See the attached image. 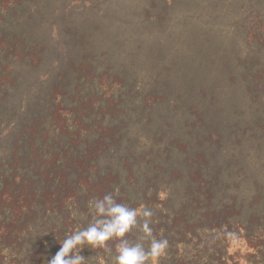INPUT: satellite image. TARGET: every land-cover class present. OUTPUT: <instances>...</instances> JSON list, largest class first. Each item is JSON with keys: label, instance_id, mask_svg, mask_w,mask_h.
Instances as JSON below:
<instances>
[{"label": "trees", "instance_id": "16d2710c", "mask_svg": "<svg viewBox=\"0 0 264 264\" xmlns=\"http://www.w3.org/2000/svg\"><path fill=\"white\" fill-rule=\"evenodd\" d=\"M8 11L7 18L15 19L23 8ZM255 25L248 33H253V44L264 42V20ZM9 33L14 50L20 38L12 28ZM241 69L248 82L244 94L254 109L245 115L236 96H219L212 89L193 97L185 86L177 101L185 120L171 140L159 121L151 122V113L166 108L161 104L166 100L163 85L155 84L147 94L148 106L156 109L141 101L126 103L135 78L122 81L121 72L113 70H106V82L102 80L109 89L102 83L96 88L85 84L91 92L86 95L97 101H80L72 126L54 121L34 127L29 122L13 144V155L0 167V264H48L66 235L87 227L89 201L109 193L118 203L151 210L153 236L167 241L158 264H264V63L256 57ZM76 70L86 79L93 76V70ZM138 94L133 91L132 97ZM87 104L91 110L83 119L80 111ZM82 120L94 129L78 131L73 123ZM130 121L141 124L143 136L132 135ZM148 131L152 135L146 136ZM83 136L93 140L84 157L77 155L87 143ZM31 164V170L25 168ZM142 236L133 229L127 239L134 243ZM233 240L247 245L242 258L239 250L230 253ZM108 243L115 255L116 242ZM144 246L148 249L150 241ZM84 247L87 264H101V258L112 264L104 249Z\"/></svg>", "mask_w": 264, "mask_h": 264}, {"label": "rangeland", "instance_id": "374dc122", "mask_svg": "<svg viewBox=\"0 0 264 264\" xmlns=\"http://www.w3.org/2000/svg\"><path fill=\"white\" fill-rule=\"evenodd\" d=\"M6 1L0 0V64H4L0 68V167L13 155V144L29 122L34 121V127L54 121L72 126V112L79 110L80 101H97L96 96L86 95L91 92L85 91V84L96 88L102 83L109 89L102 82L106 70L121 72L122 81L132 75L135 85L126 103L141 101L151 110L156 108L148 106L151 97L147 94L155 84L163 85L166 100L161 104L166 108L151 113V122L159 121L161 132L170 140L185 120L177 103L178 92L185 86L191 87L193 97L201 90L211 94L212 89L219 96H236L245 115L254 109L244 94L248 82L241 68L256 57L259 64L264 63V42H257L259 48L253 44V33L248 34L264 20V0ZM22 8L15 19L7 18L11 14L7 10ZM11 28L20 38L14 50ZM76 68L93 70V76L86 79ZM133 91L139 92L137 97H132ZM127 93L122 90L125 98ZM90 110V105L84 106L81 118ZM73 124L78 131L86 128L84 133L94 129L83 120ZM128 124L132 135L143 136L140 123ZM150 135L148 131L146 136ZM81 140L87 143L77 155L84 157L93 140L84 136ZM238 250L242 258L247 245L233 240L229 251Z\"/></svg>", "mask_w": 264, "mask_h": 264}, {"label": "clouds", "instance_id": "9594fccd", "mask_svg": "<svg viewBox=\"0 0 264 264\" xmlns=\"http://www.w3.org/2000/svg\"><path fill=\"white\" fill-rule=\"evenodd\" d=\"M88 209L91 220L87 227H78L70 235H66L48 264H87L86 256L82 255L85 245L92 250L104 249L111 256L112 264H158L159 257L167 247V241L157 240L153 236L150 227L153 215L151 210L143 205L131 208L118 203L112 193L90 200ZM133 229L143 233L134 243L127 239ZM145 240L150 241L148 249L144 246ZM109 241L116 242L115 255H112ZM101 264H104L102 258Z\"/></svg>", "mask_w": 264, "mask_h": 264}]
</instances>
